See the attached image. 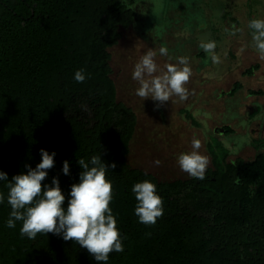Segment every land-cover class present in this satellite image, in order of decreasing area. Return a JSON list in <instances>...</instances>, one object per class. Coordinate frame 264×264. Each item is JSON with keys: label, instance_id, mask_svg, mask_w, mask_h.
Segmentation results:
<instances>
[{"label": "trees", "instance_id": "obj_1", "mask_svg": "<svg viewBox=\"0 0 264 264\" xmlns=\"http://www.w3.org/2000/svg\"><path fill=\"white\" fill-rule=\"evenodd\" d=\"M193 11L205 20L204 0H193ZM199 18H193V50L201 72L210 55L195 39L204 32ZM135 21V9L121 0H0V171L10 181L26 173V165L41 162V149L55 152L42 185L58 177L66 208L67 194L82 172L78 159L100 154L107 165L114 163L108 173L114 193L110 207L127 240L126 251L110 254L109 264H264V213L257 214L248 192L232 191L214 151L216 170L204 180L161 182L128 164L138 119L119 100L109 49ZM81 68L90 78L77 83L73 76ZM193 125L198 126L194 116ZM218 148L222 151L221 144ZM143 180L154 182L163 198L164 215L152 226L134 215L131 188ZM2 183L0 192L6 194ZM9 212L5 201L0 264H103L52 233L21 239L19 222L16 229L4 226Z\"/></svg>", "mask_w": 264, "mask_h": 264}, {"label": "rangeland", "instance_id": "obj_2", "mask_svg": "<svg viewBox=\"0 0 264 264\" xmlns=\"http://www.w3.org/2000/svg\"><path fill=\"white\" fill-rule=\"evenodd\" d=\"M121 1L131 4L136 12L135 23L129 29L122 30L120 42L109 49L112 78L117 86L119 100L132 107L138 119L127 162L132 168L150 173L160 181L190 178L180 170L177 157L192 150L193 138L200 139V152L209 158L210 165L207 147L211 137L225 143L242 140L241 134L250 133L251 128L244 129L243 123L249 119H241L249 117V114L227 112L225 97L221 95L223 91H229L236 81H242L246 88H257L254 82L260 78L264 80V69L253 81L243 80L240 73L255 59L242 61L245 57L238 54L242 46L251 43L248 21L252 17L264 18V0H204L207 13L205 20L200 13L193 11V0ZM195 16L200 17L204 30L198 36L195 35V39L201 42L214 40L217 44L215 51L221 59L220 64H213L201 72L198 70L200 59L193 50L191 35L195 31ZM233 25L241 29L235 35L232 34ZM210 27L217 28L214 34ZM160 47L168 48L169 56H160ZM149 49L157 53L155 60L160 72L166 69L168 63H175L176 57H189L192 76L186 85L189 91L186 100L172 97L157 108L158 102L135 95L139 85L132 79V72L135 64ZM252 51L255 52L253 48ZM259 101L264 104L263 100ZM241 104L248 105L244 98ZM193 116L198 126L193 125ZM253 121L264 125V114L255 116ZM226 124L241 134L224 137L213 133L214 127ZM215 152L220 154L218 149ZM156 160L161 161L159 166L155 165Z\"/></svg>", "mask_w": 264, "mask_h": 264}, {"label": "clouds", "instance_id": "obj_3", "mask_svg": "<svg viewBox=\"0 0 264 264\" xmlns=\"http://www.w3.org/2000/svg\"><path fill=\"white\" fill-rule=\"evenodd\" d=\"M233 35L241 31L233 25ZM250 30V45L242 46L238 54H242L247 47H252L256 54L264 59V18L252 17L247 24ZM210 55L213 64H220V56L215 49L214 40L202 41L199 45ZM157 53L149 49L135 64L132 79L138 82L135 95L144 100L151 99L158 102L159 108L169 102L172 97L184 101L189 91L186 87L192 76L190 59L187 56L175 58V63H168L166 69L160 72L155 57ZM160 56H169L166 47L159 48ZM171 60L172 57H169ZM160 72V74H156ZM90 78L84 68L75 71L73 79L83 83ZM192 150L183 152L177 157V164L182 172L191 178L204 180L209 167V158L201 154V141L193 138ZM56 153L40 150L41 162L32 168L26 165V173H20L9 181L8 174L0 171V182L7 188V193L0 192V205L7 202L10 208L4 226L16 229L20 223L19 235L21 239L35 240L38 235L52 233L64 241H74L86 249L97 262L109 264L110 254H123L126 251L127 237L118 227V214H114L111 202L114 199L113 182L108 178L109 167L102 161L100 154H93L90 158L78 159L82 168L79 182L71 186L67 194V207H63L66 195L63 193L58 177H53L50 184H43L48 177V170L54 167ZM156 166L161 161H154ZM62 172L70 175V163L63 162ZM235 182L240 183L236 177ZM135 196L136 205L134 215L137 222L143 225H155L164 215L163 198L157 191V185L151 180L136 182L131 188ZM151 238L152 233H145Z\"/></svg>", "mask_w": 264, "mask_h": 264}, {"label": "flooded vegetation", "instance_id": "obj_4", "mask_svg": "<svg viewBox=\"0 0 264 264\" xmlns=\"http://www.w3.org/2000/svg\"><path fill=\"white\" fill-rule=\"evenodd\" d=\"M210 29L211 33L214 34L217 28L210 27ZM191 35L193 40V33H191ZM249 50L246 48V50L240 54L245 57L242 61L249 60L250 62V60H255L252 61V63H249L240 75L243 80L253 81V79H256V77L263 71L264 59L256 56L257 54L252 51V48H249ZM253 56L255 57L253 58ZM209 60L210 64H208L207 67H211L213 65L211 58ZM254 84L257 88H246V85H244L242 81H236L229 91L222 92L221 96L225 97V110L229 113L233 111L249 114V117H241V119H244L243 121L249 119V121L243 122L245 123L244 129H251L249 135H245L244 133L241 134L234 130L228 124L222 127H214V134L228 137L239 133L242 136V140L236 141L232 139L233 141L224 143L221 142L219 138L211 137L209 139L211 143H209L207 147L210 156V165L207 172L210 170H216V166L213 164L214 154H212L211 151L215 152V149H218L220 154L215 153L221 161L226 183L235 193L239 194L245 193V191L248 192L250 194V200L254 201L253 204L257 209V214L260 215V213H264V125L255 124L253 119L259 114H264V104H261L259 101H264V80L261 81L260 78L259 81L254 82ZM237 85H241V88L234 92ZM241 94H244V96H241ZM243 98L247 101V106L241 104L243 102ZM230 122L231 121H229V123ZM253 126L258 128H253ZM219 144L222 145V151L218 148ZM236 177L240 179L239 184L235 182ZM188 179L192 178L190 177Z\"/></svg>", "mask_w": 264, "mask_h": 264}]
</instances>
